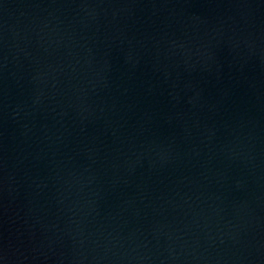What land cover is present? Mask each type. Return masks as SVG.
Segmentation results:
<instances>
[{
    "label": "water",
    "instance_id": "1",
    "mask_svg": "<svg viewBox=\"0 0 264 264\" xmlns=\"http://www.w3.org/2000/svg\"><path fill=\"white\" fill-rule=\"evenodd\" d=\"M0 264H264V0H0Z\"/></svg>",
    "mask_w": 264,
    "mask_h": 264
}]
</instances>
